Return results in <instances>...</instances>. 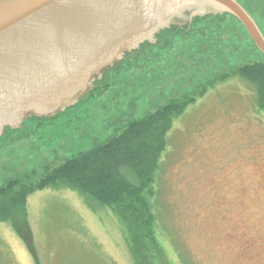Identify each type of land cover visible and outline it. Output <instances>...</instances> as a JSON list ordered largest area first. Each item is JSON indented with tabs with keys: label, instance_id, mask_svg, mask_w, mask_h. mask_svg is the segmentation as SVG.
<instances>
[{
	"label": "rangeland",
	"instance_id": "1",
	"mask_svg": "<svg viewBox=\"0 0 264 264\" xmlns=\"http://www.w3.org/2000/svg\"><path fill=\"white\" fill-rule=\"evenodd\" d=\"M235 1L264 37V0ZM257 62L264 56L230 15L169 22L74 105L3 141L0 188L14 180L35 185L131 120L211 85L168 134L156 181L157 236L171 264H264V112L254 88L235 74ZM12 218L35 257L0 222V264H134L116 216L89 208L71 188L32 191Z\"/></svg>",
	"mask_w": 264,
	"mask_h": 264
},
{
	"label": "water",
	"instance_id": "2",
	"mask_svg": "<svg viewBox=\"0 0 264 264\" xmlns=\"http://www.w3.org/2000/svg\"><path fill=\"white\" fill-rule=\"evenodd\" d=\"M237 19L264 56V37L235 0H0V147L74 105L131 49L169 22Z\"/></svg>",
	"mask_w": 264,
	"mask_h": 264
},
{
	"label": "trees",
	"instance_id": "3",
	"mask_svg": "<svg viewBox=\"0 0 264 264\" xmlns=\"http://www.w3.org/2000/svg\"><path fill=\"white\" fill-rule=\"evenodd\" d=\"M235 74L254 88L256 105L264 112V62L245 64ZM224 78L227 76L221 79ZM210 86L171 99L153 112L131 120L103 143L51 169L35 185H21L14 180L1 187L0 222L9 223L26 244L24 228L12 218L15 211H25L27 196L32 191L65 186L76 190L89 208H106L116 216L134 264H171L157 236L156 181L174 121Z\"/></svg>",
	"mask_w": 264,
	"mask_h": 264
}]
</instances>
